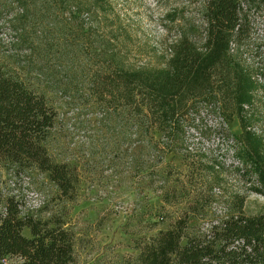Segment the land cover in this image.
Instances as JSON below:
<instances>
[{
  "label": "rangeland",
  "instance_id": "rangeland-1",
  "mask_svg": "<svg viewBox=\"0 0 264 264\" xmlns=\"http://www.w3.org/2000/svg\"><path fill=\"white\" fill-rule=\"evenodd\" d=\"M5 1L17 18L2 36L0 61L24 73L35 69L31 81H38L59 113L49 151L75 162L79 182L68 199L46 172L0 163V215L5 196L14 195L22 213L58 214L67 221L75 232L71 264H141L143 238L181 215L206 224L229 210L236 192H247L248 214L264 210V194L252 189L231 155L238 141L250 147V133L259 138L264 158V78L253 77L264 72L257 65L264 53L251 55L256 45L264 48V0H243L248 30L239 43L249 46L233 42L228 51L232 62L255 69H248L253 97L238 105L226 87L196 93L168 129L153 123L150 130L138 109L108 91L113 57L126 67L165 65L185 20L195 26L196 39L204 35L205 0H106L110 8L99 17L78 9L95 0ZM19 259L8 254L0 264Z\"/></svg>",
  "mask_w": 264,
  "mask_h": 264
},
{
  "label": "trees",
  "instance_id": "trees-1",
  "mask_svg": "<svg viewBox=\"0 0 264 264\" xmlns=\"http://www.w3.org/2000/svg\"><path fill=\"white\" fill-rule=\"evenodd\" d=\"M242 3L243 0H205L204 35L196 39L195 26L185 20L165 65L126 67L115 54L112 74L105 80L110 90L106 91L124 105L138 109L136 113L148 122L149 130L153 123L168 129L187 111L188 100L196 93L226 87L238 105L250 100L254 80L248 69H253L232 62L228 52L233 42L243 49L249 46L239 43L248 30ZM84 5L78 4V9L91 11L97 17L110 8L108 1L100 4L95 0ZM13 12L5 0H0V46L6 30L15 27L17 17H13ZM172 20H177V16ZM256 48L251 54L255 58L264 53L263 46ZM245 53L247 57L249 53ZM262 67L264 63L259 66ZM37 69L42 71V67ZM31 73L0 61V163L13 170L36 168L46 172L60 195L73 199L79 182L77 165L57 159L49 151L48 142L59 113L38 81H31ZM172 129L171 126L169 130ZM246 137L250 147L238 141L240 146L231 155L234 162L238 159L241 163L238 170L243 177L253 181L252 189L264 194V158L258 152L259 138L250 133ZM246 198L247 192L234 193L229 210L208 219L206 224L190 223L187 215L179 216L169 227L143 238L137 260L141 264H264V210L248 214L244 209ZM3 201L0 262L15 253L20 255L17 264H71L75 260V232L67 221L58 214L42 217L22 213L14 195L5 196Z\"/></svg>",
  "mask_w": 264,
  "mask_h": 264
},
{
  "label": "built area",
  "instance_id": "built-area-1",
  "mask_svg": "<svg viewBox=\"0 0 264 264\" xmlns=\"http://www.w3.org/2000/svg\"><path fill=\"white\" fill-rule=\"evenodd\" d=\"M261 64H263V63H258V62H257V65H261ZM253 71H255V69H254ZM257 74H258V72L255 73V74H253V77H255L258 81H261L260 79H263V78H264V75H259V76H257ZM236 161H237V160L235 159V162H236ZM237 163H240L239 160H238Z\"/></svg>",
  "mask_w": 264,
  "mask_h": 264
}]
</instances>
